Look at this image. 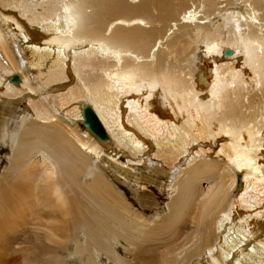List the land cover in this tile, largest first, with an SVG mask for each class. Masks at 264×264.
Listing matches in <instances>:
<instances>
[{
    "label": "bare ground",
    "instance_id": "6f19581e",
    "mask_svg": "<svg viewBox=\"0 0 264 264\" xmlns=\"http://www.w3.org/2000/svg\"><path fill=\"white\" fill-rule=\"evenodd\" d=\"M0 144L1 251L264 264V0H0Z\"/></svg>",
    "mask_w": 264,
    "mask_h": 264
},
{
    "label": "rangeland",
    "instance_id": "374dc122",
    "mask_svg": "<svg viewBox=\"0 0 264 264\" xmlns=\"http://www.w3.org/2000/svg\"><path fill=\"white\" fill-rule=\"evenodd\" d=\"M13 127L14 126H12L11 128H13ZM80 130L82 131V134H84L85 130L87 131L88 129L85 128L83 125H80ZM0 145H1V147H0V170H4L5 168H7L9 166V158L11 156V151H10V148L8 145H6V144H0ZM1 177H2V171H0V181H1ZM216 184L217 183L214 182L213 178L209 177V178L202 179L199 183V186L204 189L207 186H209V187L213 186L214 187V185H216ZM238 187H240V186H237V188ZM124 191H125L126 195L129 198H131V196L129 195V193H130L129 189H125ZM236 192H239V191H237V189H236ZM155 194H156L155 195V201L158 203L160 208H164L168 202V200L166 199L167 196H165L164 194H161L158 191H156ZM133 203H134L133 204L134 206L137 205L136 201H134ZM153 206L158 207L157 205H154V204H153ZM153 206H146L144 208L145 215H147L148 219H150L151 215H153L155 213L154 210L151 208ZM28 229H29V225L27 226L26 230H28ZM163 236L165 237L166 235H161V238H163ZM56 241H58V239H55L54 241H48L47 243H45L46 246L49 247L48 250H44L38 241H33V240H28V239L25 240V242H23L22 240L16 241L12 245H10V246H12V250H10V251L7 248L4 251H1L6 246V244L0 243V251H1L0 252V255H1L0 256V262H4V263L10 262V264H58L59 262L62 261V264H70L69 257H67L68 252L60 251L61 252L60 254H55V251L51 250V249H54L56 247V244H55V243H57ZM62 243H65V242H62ZM145 243L148 244V242H144L143 244H145ZM157 243H158V241H157ZM151 244H154V242ZM66 245H68V242ZM81 246H84L85 249L89 250L87 253H84V255L87 259L86 263L89 264L90 262H94V259H95L94 258V250H91L90 244L84 243V244H81ZM28 248H31V249H28ZM126 248H128L127 244L119 242V244L116 247L112 248L113 252L115 253V255L113 256V259L125 258V253H124L123 249H126ZM68 251H70V252L72 251L71 253L74 252L72 244L70 246H68ZM132 252L135 253V251H132ZM63 253H66V254L63 255ZM61 256H62V258H61ZM60 259H61V261H60ZM77 264H79V263H77ZM137 264H141V263L139 262ZM152 264H155V263H152Z\"/></svg>",
    "mask_w": 264,
    "mask_h": 264
},
{
    "label": "water",
    "instance_id": "95a60500",
    "mask_svg": "<svg viewBox=\"0 0 264 264\" xmlns=\"http://www.w3.org/2000/svg\"><path fill=\"white\" fill-rule=\"evenodd\" d=\"M229 50H225V53H228ZM11 81L18 80L16 75L12 76ZM82 112V124L87 128L92 134L102 141H107L108 137L104 131V128L97 118L96 114L89 105H84L81 109Z\"/></svg>",
    "mask_w": 264,
    "mask_h": 264
}]
</instances>
